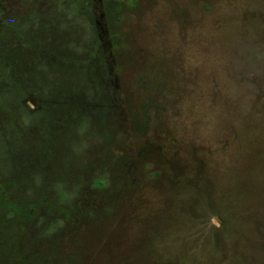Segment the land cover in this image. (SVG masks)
<instances>
[{
  "label": "rangeland",
  "instance_id": "1",
  "mask_svg": "<svg viewBox=\"0 0 264 264\" xmlns=\"http://www.w3.org/2000/svg\"><path fill=\"white\" fill-rule=\"evenodd\" d=\"M91 2H16L1 24L0 216L127 166L118 203L26 235L32 264H264V0Z\"/></svg>",
  "mask_w": 264,
  "mask_h": 264
},
{
  "label": "trees",
  "instance_id": "2",
  "mask_svg": "<svg viewBox=\"0 0 264 264\" xmlns=\"http://www.w3.org/2000/svg\"><path fill=\"white\" fill-rule=\"evenodd\" d=\"M26 0H0V28L2 22L6 26H4L6 34L9 36L11 35L9 32L13 29L10 25L13 23L18 24L19 22V15L16 16L18 13H16L15 6L16 2H19L21 4H25ZM85 3L87 2L89 5H92L91 0H83ZM13 5L12 10L6 9L7 5ZM93 15V14H92ZM92 18V23H93ZM98 31V30H97ZM97 33V42L98 45L102 44V40L99 37L98 32ZM116 45L119 44L118 41L115 42ZM103 45V44H102ZM99 50V51H98ZM104 47H99L97 49V52L100 55L101 64L100 67L103 69L104 72H110L112 71L111 66L108 62V57L106 52L104 51ZM99 68V66H98ZM97 68V69H98ZM113 74V73H112ZM106 78V75L104 76ZM104 81V80H103ZM105 82V87L107 88V83ZM111 97V105L116 107L118 103V96L116 95V91H111L110 93ZM68 104V103H67ZM71 105V104H68ZM73 106V105H71ZM75 110L82 108L76 104H74ZM73 107V108H74ZM116 111V109H114ZM87 112V111H86ZM76 115V114H75ZM86 116H90V114L86 113ZM114 112V117H115ZM118 117V116H117ZM115 117V118H117ZM122 165L125 163L127 164V161L121 157L119 158ZM129 165V164H128ZM85 166V165H84ZM92 165V167H85V175L82 179V183L78 186V182H76L75 185L69 188L67 187L66 195L73 194V202L69 205L66 201L59 202L58 200L55 201L57 204H45V201L42 202L43 198L41 199H34L30 201H26L24 203H21L18 201L17 203H1L5 207V211L1 213L0 216V264H32L33 258L35 256V253L33 251L26 250L24 247L26 245V241L24 238L27 234H30L31 231L34 229H37L39 231H42V227L40 225L41 222L44 224L46 223L47 226H44V232H67L68 231V225H70V228L72 229L73 223L78 222L74 216H76L79 211V206L82 202V200L86 199H97L105 197V195L111 190L112 185L117 186L121 184L125 180V174L127 175L128 172H131L132 170L128 169L126 166V170L121 173V175L118 177V175H114L112 177L105 176L104 170H101V172ZM86 170L87 173H86ZM94 179L97 180L96 187H94ZM4 176L2 175L0 171V187L4 183ZM6 182V181H5ZM126 183V182H125ZM3 189H0V199H2L3 193H1ZM9 187H5L4 194L9 191ZM113 197L118 203V199L122 195V191H117L116 187L112 188ZM120 193V194H119ZM7 195V194H6ZM65 196V195H64ZM13 197V195H12ZM55 197V195H53ZM56 198V197H55ZM15 199V198H14ZM114 205V203L112 204ZM94 213H98L100 206L99 205H93ZM96 208V210H95ZM59 211H64L69 217L68 221H64L63 217L60 215ZM73 217V218H72ZM41 227V228H40Z\"/></svg>",
  "mask_w": 264,
  "mask_h": 264
}]
</instances>
